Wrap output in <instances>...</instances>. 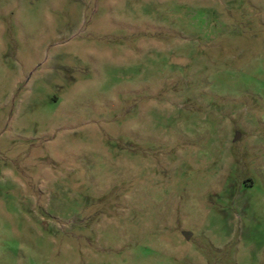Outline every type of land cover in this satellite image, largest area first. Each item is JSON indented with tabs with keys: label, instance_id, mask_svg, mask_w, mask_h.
I'll return each instance as SVG.
<instances>
[{
	"label": "rangeland",
	"instance_id": "obj_1",
	"mask_svg": "<svg viewBox=\"0 0 264 264\" xmlns=\"http://www.w3.org/2000/svg\"><path fill=\"white\" fill-rule=\"evenodd\" d=\"M0 264H264V0H0Z\"/></svg>",
	"mask_w": 264,
	"mask_h": 264
},
{
	"label": "water",
	"instance_id": "obj_2",
	"mask_svg": "<svg viewBox=\"0 0 264 264\" xmlns=\"http://www.w3.org/2000/svg\"><path fill=\"white\" fill-rule=\"evenodd\" d=\"M236 135H239V133H236ZM235 139H236V137L233 140H235ZM183 235L185 238H187L190 234L188 232H183Z\"/></svg>",
	"mask_w": 264,
	"mask_h": 264
}]
</instances>
